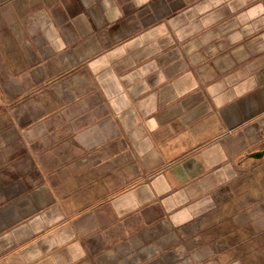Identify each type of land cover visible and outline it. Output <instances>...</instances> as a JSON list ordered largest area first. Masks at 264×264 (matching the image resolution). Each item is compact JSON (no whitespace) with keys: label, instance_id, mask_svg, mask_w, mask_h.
<instances>
[{"label":"crops","instance_id":"crops-1","mask_svg":"<svg viewBox=\"0 0 264 264\" xmlns=\"http://www.w3.org/2000/svg\"><path fill=\"white\" fill-rule=\"evenodd\" d=\"M258 151L264 0H0V264H264Z\"/></svg>","mask_w":264,"mask_h":264},{"label":"rangeland","instance_id":"rangeland-1","mask_svg":"<svg viewBox=\"0 0 264 264\" xmlns=\"http://www.w3.org/2000/svg\"><path fill=\"white\" fill-rule=\"evenodd\" d=\"M71 78H72L73 80L77 81V77H76V75H72ZM224 134H225V133H224ZM126 158H127V157L123 155V157H122L123 167H122V168H123L124 170H126L128 173H135V172H137V170H136L135 168H133V167H131V166H125V165L127 164V162L125 161Z\"/></svg>","mask_w":264,"mask_h":264},{"label":"water","instance_id":"water-1","mask_svg":"<svg viewBox=\"0 0 264 264\" xmlns=\"http://www.w3.org/2000/svg\"><path fill=\"white\" fill-rule=\"evenodd\" d=\"M251 158L253 159H256V160H260V159H263L264 158V151H258L254 154L251 155ZM190 160L188 161V164H189ZM187 162L183 163L182 164V167L186 169L187 165H186Z\"/></svg>","mask_w":264,"mask_h":264},{"label":"built area","instance_id":"built-area-1","mask_svg":"<svg viewBox=\"0 0 264 264\" xmlns=\"http://www.w3.org/2000/svg\"><path fill=\"white\" fill-rule=\"evenodd\" d=\"M231 134H232V131L231 130H228L225 134H223L221 136L220 139H224L225 137H228ZM125 161L127 162V164L125 166H131V167L135 168V164L133 162H131L128 158H126Z\"/></svg>","mask_w":264,"mask_h":264}]
</instances>
